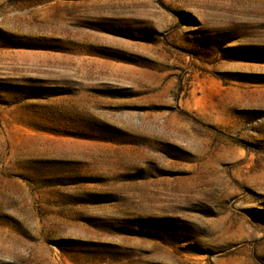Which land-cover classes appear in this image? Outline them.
<instances>
[{"label":"rangeland","instance_id":"obj_1","mask_svg":"<svg viewBox=\"0 0 264 264\" xmlns=\"http://www.w3.org/2000/svg\"><path fill=\"white\" fill-rule=\"evenodd\" d=\"M0 264H264V0H0Z\"/></svg>","mask_w":264,"mask_h":264}]
</instances>
